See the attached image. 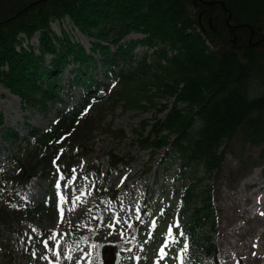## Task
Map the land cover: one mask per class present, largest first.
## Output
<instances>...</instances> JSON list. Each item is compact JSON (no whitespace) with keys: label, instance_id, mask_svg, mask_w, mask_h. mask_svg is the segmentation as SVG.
I'll list each match as a JSON object with an SVG mask.
<instances>
[{"label":"trees","instance_id":"16d2710c","mask_svg":"<svg viewBox=\"0 0 264 264\" xmlns=\"http://www.w3.org/2000/svg\"><path fill=\"white\" fill-rule=\"evenodd\" d=\"M207 1L0 0V86L18 95L25 108L44 112L65 103L75 88L82 90L74 110L57 106L50 127L31 126L29 136L6 125L0 113V138L11 146V165L0 168L1 240L14 236L11 217L19 211L13 206L32 179L72 174L79 160L95 151L99 128L127 138L123 127L106 120L118 107L156 108L154 121L145 119L141 130L134 129L135 140L152 153L169 147L181 160L180 170L201 165L211 178L230 150L244 171L242 152L231 144L237 135L241 146H260L264 157V40L254 44L264 38V0H219L231 17L222 4ZM67 18L91 39L89 49L65 29L55 32L52 24ZM240 23L248 25L235 26ZM132 32L143 36L127 38ZM139 45L152 51L134 53ZM100 66L109 78L103 83L95 72ZM68 67L73 76L65 90ZM91 100L95 110H89ZM162 112L164 118L158 116ZM108 155L106 172L95 167L99 198L116 196L111 173L130 158ZM202 181L183 183L177 195L181 222L173 228L175 245L193 251L184 264H221L212 237L218 232L215 186L203 187ZM153 212L147 196L142 218Z\"/></svg>","mask_w":264,"mask_h":264},{"label":"rangeland","instance_id":"374dc122","mask_svg":"<svg viewBox=\"0 0 264 264\" xmlns=\"http://www.w3.org/2000/svg\"><path fill=\"white\" fill-rule=\"evenodd\" d=\"M52 25L58 34L65 29L72 39L89 49L91 39L68 18ZM141 36V33L132 32L127 38ZM32 40L37 41V36ZM144 47L139 45L134 53L140 54ZM95 72L101 83L108 81L104 68L100 66ZM72 76L68 67L64 73L65 90ZM74 93L65 96V103L44 112L38 106L25 108L18 95L0 86V113L6 125L29 136L31 126L50 127L57 106V109L74 110L81 101V89L75 88ZM96 107L97 103L91 100L89 110ZM155 114L154 107L147 111H123L118 107L106 120L112 119L114 128L123 127L127 138L116 139L99 128L95 131V151L79 160L72 174L61 179L37 177L26 189L20 190V197L13 206L19 214L11 217L14 236L9 240L0 239V264H121L127 260L128 264H154L152 259L158 256L161 247H171L168 235L170 226L180 221L177 195L181 186L197 178H203V187L205 184L215 186L218 232L212 237L219 250L220 263L240 264L241 259V264H264V157L259 155L261 147L249 143L241 146L238 135L233 139L231 144L242 152L247 163L244 171L240 157L230 150H227L220 171L211 178L201 165L180 170L181 160L169 152V147L152 153V148L142 149L135 140L134 129L141 130L145 119L154 121ZM165 114L162 112L158 116L164 118ZM150 129L148 126L146 133ZM109 151L120 156L128 153L130 158L111 173V186L116 196L106 194L99 198L95 189V167L106 172ZM10 153L11 146L0 138L1 169L11 165ZM2 191L0 188V200ZM147 196L154 208L153 216L139 225L136 222ZM186 253L184 250L172 253L173 258L164 260L163 264H181ZM188 253L187 260L191 261L193 251Z\"/></svg>","mask_w":264,"mask_h":264},{"label":"water","instance_id":"95a60500","mask_svg":"<svg viewBox=\"0 0 264 264\" xmlns=\"http://www.w3.org/2000/svg\"><path fill=\"white\" fill-rule=\"evenodd\" d=\"M35 2H37V1H35ZM215 2H217V1H215V0L207 1V3H210V4L215 3ZM221 3H222V2H221ZM229 17H231V13H230ZM0 22H3V21L0 20ZM243 25H248V24H242V23H240V24H237V25H235V26H236V27H239V26H243ZM250 28H251V36H250V39L252 40V38H253V36H254V33H255V30H254V28H253L252 26H250ZM263 40H264V38H262V39H260V40H258V41H256V42H254V44H257V43H259V42H261V41H263Z\"/></svg>","mask_w":264,"mask_h":264},{"label":"snow or ice","instance_id":"6c2138e0","mask_svg":"<svg viewBox=\"0 0 264 264\" xmlns=\"http://www.w3.org/2000/svg\"><path fill=\"white\" fill-rule=\"evenodd\" d=\"M62 178H63V177H62ZM76 199L79 200V197H76ZM61 213H62V210H61ZM180 235L183 236V233L181 232ZM169 236H172L171 229L169 230ZM53 238H54V237H53ZM171 242H172V243H176V242H177V241H176V238H175L174 236L172 237V241H171ZM165 247H167V245H166ZM186 247H187V246L185 245V250H186ZM160 251H161V253H162V258H163V256L166 255V253L164 252V249H163V248H162ZM57 255H59V253H57ZM181 264H183V261H181Z\"/></svg>","mask_w":264,"mask_h":264},{"label":"bare ground","instance_id":"6f19581e","mask_svg":"<svg viewBox=\"0 0 264 264\" xmlns=\"http://www.w3.org/2000/svg\"><path fill=\"white\" fill-rule=\"evenodd\" d=\"M209 1H212V0H209ZM215 1H217V2H219L220 4H222L223 5V7L224 8H226L227 10H228V17H229V15H230V13H231V11L225 6V4L222 2V1H219V0H215ZM217 2H215V3H217ZM222 2V3H221ZM215 3H212V4H215ZM210 4V3H209ZM231 15H232V13H231ZM145 49V52H148V53H150L151 51L150 50H148L147 48H143V50ZM142 50V51H143Z\"/></svg>","mask_w":264,"mask_h":264}]
</instances>
